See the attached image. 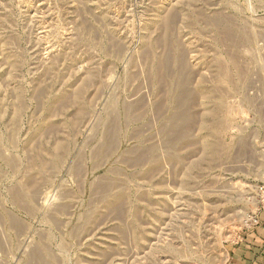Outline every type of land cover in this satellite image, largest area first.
Wrapping results in <instances>:
<instances>
[{
    "label": "rangeland",
    "instance_id": "1",
    "mask_svg": "<svg viewBox=\"0 0 264 264\" xmlns=\"http://www.w3.org/2000/svg\"><path fill=\"white\" fill-rule=\"evenodd\" d=\"M260 186L264 0H0V264H226Z\"/></svg>",
    "mask_w": 264,
    "mask_h": 264
},
{
    "label": "crops",
    "instance_id": "2",
    "mask_svg": "<svg viewBox=\"0 0 264 264\" xmlns=\"http://www.w3.org/2000/svg\"><path fill=\"white\" fill-rule=\"evenodd\" d=\"M259 224L246 227L227 250L226 264H264V212Z\"/></svg>",
    "mask_w": 264,
    "mask_h": 264
},
{
    "label": "built area",
    "instance_id": "3",
    "mask_svg": "<svg viewBox=\"0 0 264 264\" xmlns=\"http://www.w3.org/2000/svg\"><path fill=\"white\" fill-rule=\"evenodd\" d=\"M259 191L261 193V196L264 197L262 195V194H264V186H262V187L260 186ZM260 212H264V200L260 201V205L256 208V211L253 214H251V216H249V219L247 220L249 222L247 227H251V226L259 224L258 214Z\"/></svg>",
    "mask_w": 264,
    "mask_h": 264
},
{
    "label": "bare ground",
    "instance_id": "4",
    "mask_svg": "<svg viewBox=\"0 0 264 264\" xmlns=\"http://www.w3.org/2000/svg\"><path fill=\"white\" fill-rule=\"evenodd\" d=\"M227 74V73H226ZM228 76V75H227ZM229 80V79H228ZM181 105V104H180ZM183 111V110H182ZM214 114V113H213ZM205 148L208 150V152L210 153V154H213L214 153V150H215V148H214V145L210 142V141H206V144H205Z\"/></svg>",
    "mask_w": 264,
    "mask_h": 264
}]
</instances>
